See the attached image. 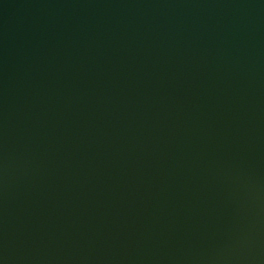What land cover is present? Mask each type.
<instances>
[{"label": "water", "instance_id": "water-1", "mask_svg": "<svg viewBox=\"0 0 264 264\" xmlns=\"http://www.w3.org/2000/svg\"><path fill=\"white\" fill-rule=\"evenodd\" d=\"M0 264H264V0H0Z\"/></svg>", "mask_w": 264, "mask_h": 264}]
</instances>
